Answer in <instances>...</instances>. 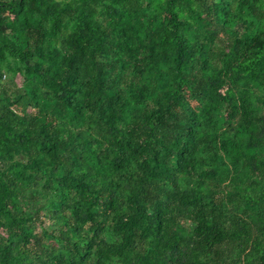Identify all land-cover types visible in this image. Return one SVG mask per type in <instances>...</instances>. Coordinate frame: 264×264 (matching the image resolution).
I'll use <instances>...</instances> for the list:
<instances>
[{
	"label": "trees",
	"instance_id": "obj_1",
	"mask_svg": "<svg viewBox=\"0 0 264 264\" xmlns=\"http://www.w3.org/2000/svg\"><path fill=\"white\" fill-rule=\"evenodd\" d=\"M0 264H264V0H0Z\"/></svg>",
	"mask_w": 264,
	"mask_h": 264
}]
</instances>
